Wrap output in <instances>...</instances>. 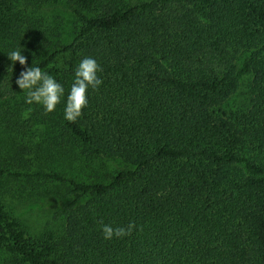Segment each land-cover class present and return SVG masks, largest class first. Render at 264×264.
<instances>
[{"label":"trees","instance_id":"trees-1","mask_svg":"<svg viewBox=\"0 0 264 264\" xmlns=\"http://www.w3.org/2000/svg\"><path fill=\"white\" fill-rule=\"evenodd\" d=\"M67 1L77 21L70 41L10 47L16 4L0 0V97L24 94L15 83L22 66L7 56L14 49L60 82L63 66L93 57L103 84L75 122L22 100L0 109L1 130L13 138L37 122L60 125L69 146L61 154L77 148L127 167L106 182L79 181L48 169L60 145L30 151L9 141L0 182L36 177L69 188L55 257L53 235L29 237L0 199V244L14 264H264V0ZM246 76L248 108L232 118L224 104ZM31 152L41 164L29 165ZM101 222L136 227L106 240Z\"/></svg>","mask_w":264,"mask_h":264},{"label":"rangeland","instance_id":"rangeland-1","mask_svg":"<svg viewBox=\"0 0 264 264\" xmlns=\"http://www.w3.org/2000/svg\"><path fill=\"white\" fill-rule=\"evenodd\" d=\"M15 4V35L10 38V47L12 45L17 46L16 40L21 43L46 39L54 45L68 42L74 36L77 21L73 8L67 0H58L55 3L40 2L39 0H15ZM62 68H64L62 71L67 72V75H63L64 78H61V83L67 93L68 86L73 82L75 68L71 70L67 65ZM249 81V76L243 77L238 90L224 104V110L232 118L245 112L248 108ZM25 94L26 92L20 94L18 99L0 97V109H3L4 112L6 107H10L7 109H17L18 103L22 100L25 101ZM63 109L56 107L55 111L63 112ZM28 116L29 112L26 111L24 117ZM3 119L4 115L0 114V165L4 156L8 155L3 148L8 149L6 146L8 142L14 141L18 143L20 149L23 145L24 148L30 145V151L49 143L60 145L57 146L59 152H56V148H53V152L51 151L53 155L49 157L48 169L58 170L65 176L79 181L106 182L118 170L127 167V164L119 158H100L93 154H82L77 148L75 149L79 155L77 153L72 154V152L61 154V151L69 149V146L66 142L68 138L60 136V131H62L60 125L56 127L57 129L60 127V131H58L53 126L49 128L50 125L46 121L37 122L30 131L11 138L8 133L1 130ZM59 138L64 140L55 141ZM51 139L53 140L51 141ZM23 156L28 160L29 165L41 164L36 159L35 152ZM22 167H24V163H22ZM68 189L66 184L52 180H41L36 177L20 179L4 177L0 182V199L6 203L12 216L19 221L26 234L34 239L47 238L49 234L53 235V241L58 244V247L57 251L53 252L52 257L59 253L60 242L64 239L65 219L56 215L67 198L65 194ZM14 262L15 255L6 246L0 244V264H14Z\"/></svg>","mask_w":264,"mask_h":264},{"label":"clouds","instance_id":"clouds-1","mask_svg":"<svg viewBox=\"0 0 264 264\" xmlns=\"http://www.w3.org/2000/svg\"><path fill=\"white\" fill-rule=\"evenodd\" d=\"M23 52L20 49H14L7 56L13 66L16 62L22 66L15 83L22 92H26L25 103L41 105L46 113H51L56 110L57 105L64 101V119L68 122H75L88 106L90 91L98 89L103 84L99 75L103 71L102 66L93 57L82 58L75 66L73 82L66 95L64 85L34 63L29 66L28 57ZM135 227L132 222L127 227H113L103 222L100 225L106 240L131 235Z\"/></svg>","mask_w":264,"mask_h":264}]
</instances>
